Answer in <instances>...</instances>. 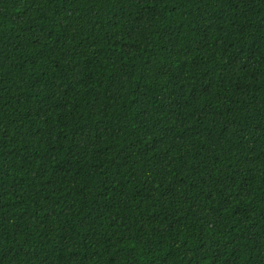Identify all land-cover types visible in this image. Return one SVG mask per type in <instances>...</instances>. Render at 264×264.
<instances>
[{"label": "trees", "instance_id": "16d2710c", "mask_svg": "<svg viewBox=\"0 0 264 264\" xmlns=\"http://www.w3.org/2000/svg\"><path fill=\"white\" fill-rule=\"evenodd\" d=\"M0 264H264V0H0Z\"/></svg>", "mask_w": 264, "mask_h": 264}]
</instances>
